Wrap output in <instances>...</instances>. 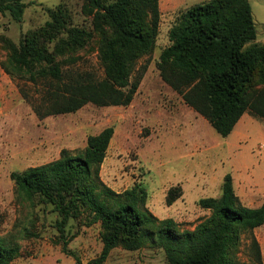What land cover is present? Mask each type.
<instances>
[{
    "label": "trees",
    "instance_id": "trees-1",
    "mask_svg": "<svg viewBox=\"0 0 264 264\" xmlns=\"http://www.w3.org/2000/svg\"><path fill=\"white\" fill-rule=\"evenodd\" d=\"M26 4L0 0V14L20 23ZM81 13L90 25H74L63 5L48 9L49 20L28 31L17 45L5 41L7 60L1 64L10 76L51 90L45 115L77 112L83 106L127 107L139 87L145 65L138 62L153 53L159 31V0H83ZM170 44L156 63L161 80L183 103L207 121L222 138L228 137L244 114L264 120V43L253 44L256 30L248 0H209L187 9L169 30ZM93 43L102 67L101 78L75 66ZM113 128L87 137L83 152L61 150L50 163L12 172L18 199L51 206L63 253L67 250L69 221L88 227L98 224L102 249L93 264H102L115 248L163 251L167 264H245L237 259L241 236L261 263L260 246L252 232L264 225V201L244 206L226 174L218 198L198 201L210 217L194 230H180L173 219L160 220L146 208L148 194L141 183L116 193L99 176ZM179 190L167 192L170 206ZM19 248L0 237V264H11Z\"/></svg>",
    "mask_w": 264,
    "mask_h": 264
},
{
    "label": "rangeland",
    "instance_id": "rangeland-1",
    "mask_svg": "<svg viewBox=\"0 0 264 264\" xmlns=\"http://www.w3.org/2000/svg\"><path fill=\"white\" fill-rule=\"evenodd\" d=\"M26 4L20 23L0 14V237L20 256L11 264H76L63 253L51 206L30 204L17 198L12 172H21L59 158L61 150L83 152L87 137L113 128L100 180L116 193L141 183L148 194L147 210L156 218L173 219L180 230L192 231L210 217L198 201L218 198L226 174L235 180L234 192L241 203L256 208L264 201V120L244 114L232 133L220 137L205 119L186 106L181 97L160 78L156 63L169 42V30L187 9L209 0H159L160 23L152 54L138 62L145 65L139 87L127 107H97L87 104L75 113L45 115L51 90L48 83H30L8 75L1 67L7 60L5 41L17 45L28 32L42 27L48 9L63 5L74 25L89 27L83 17V0H22ZM256 30L253 44L264 43V0H248ZM75 66L101 78L102 67L93 43ZM247 185H252L249 189ZM179 190L168 206L167 192ZM98 224L84 226L71 220L66 248L79 264H93L102 249ZM252 235L260 246L264 264V225ZM237 259L258 264L250 252L247 235L241 236ZM102 264H167L158 248L137 251L113 249Z\"/></svg>",
    "mask_w": 264,
    "mask_h": 264
},
{
    "label": "crops",
    "instance_id": "crops-1",
    "mask_svg": "<svg viewBox=\"0 0 264 264\" xmlns=\"http://www.w3.org/2000/svg\"><path fill=\"white\" fill-rule=\"evenodd\" d=\"M232 182H233V185L235 184V180L234 179H232ZM247 187L249 188V189H251L252 188V185H247ZM259 207V206H258ZM257 208V207H256Z\"/></svg>",
    "mask_w": 264,
    "mask_h": 264
}]
</instances>
